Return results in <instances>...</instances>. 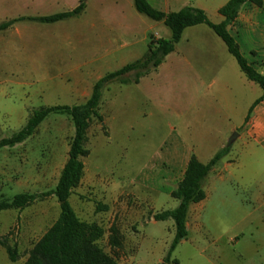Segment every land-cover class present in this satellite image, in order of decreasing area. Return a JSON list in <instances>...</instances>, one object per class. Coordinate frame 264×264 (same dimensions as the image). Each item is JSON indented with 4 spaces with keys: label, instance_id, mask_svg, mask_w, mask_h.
Returning <instances> with one entry per match:
<instances>
[{
    "label": "rangeland",
    "instance_id": "obj_1",
    "mask_svg": "<svg viewBox=\"0 0 264 264\" xmlns=\"http://www.w3.org/2000/svg\"><path fill=\"white\" fill-rule=\"evenodd\" d=\"M13 6L16 0H0V22L19 12L7 15ZM125 7V0H117L116 5L105 0V16L101 10L100 15L91 13L86 26L92 30L95 23L101 35L125 28L129 20L134 22ZM133 9L148 25H156L134 4ZM142 24L139 19L134 22ZM74 26L23 20L0 32V139L19 131L36 109L85 104L98 79L147 52V43L139 40L129 46L123 42L99 60L76 59L83 49L80 45L58 44L59 33ZM90 30L86 40L93 39ZM79 64L88 68L71 67ZM135 75L133 71L127 76ZM198 106L193 90L179 78L177 50L139 85L117 81L104 89L99 105L102 120L94 117L90 122L84 175L70 203L82 222L96 226L92 237L118 263L264 264V203L253 202L251 196L264 187V159L247 167L249 189L242 199L248 203L239 205L241 197L230 188L225 190V204L213 208L209 196L190 206L188 235L166 260L175 222L157 221L155 215L179 204L173 192L195 154L192 131L181 134L178 129L194 125ZM74 133L72 117L53 112L24 142L0 149V198L54 189ZM211 187L210 176L204 189L209 192ZM60 212L55 195L22 209L0 210V264H24ZM1 241L17 249L16 262L9 259Z\"/></svg>",
    "mask_w": 264,
    "mask_h": 264
},
{
    "label": "crops",
    "instance_id": "obj_2",
    "mask_svg": "<svg viewBox=\"0 0 264 264\" xmlns=\"http://www.w3.org/2000/svg\"><path fill=\"white\" fill-rule=\"evenodd\" d=\"M109 1L114 5L117 3V0ZM125 1V8L132 14L134 22L137 19L143 22L141 26L134 25V22L129 20L130 23L125 28L113 29L107 35H101L99 30L95 29V23L90 30V27L86 26L87 17L94 12L97 15L102 13L104 17L105 0H88L86 8L78 16L54 23H36L51 26L55 23L71 22L76 25L68 31L59 33L58 44L80 45L83 49L76 59L81 58L86 61L90 58L97 60L105 58V53L113 51L117 45L121 47L123 42L124 46H129L135 41L142 40L148 45L151 35L157 38L171 37V29L163 21L150 18L157 23L148 25L146 20L134 12V1ZM148 1L153 7L165 12L178 11L187 6L201 8L212 22L221 23L225 17L219 10L229 0ZM16 2L17 6H13L6 12L9 15L19 11L12 15V18L45 16L70 11L76 8L81 0H16ZM126 9L123 8V11ZM8 19L11 17L6 16L5 20ZM79 23L80 26H77ZM163 26L168 29H163ZM85 27L92 31V40L84 38L89 31ZM228 28L249 63L264 74V6L259 7L251 2L245 3ZM71 36L73 38H70ZM176 50L179 78L189 85L196 102L199 103L194 125H184L178 131L181 134L188 130L192 131L194 154L203 163H208L220 149L226 146L231 147L229 153L212 167L206 177V179L212 177V187L209 192L205 190L204 200L212 196L213 208L216 207L215 205L225 204L227 203L225 197L228 194L225 190L232 188L236 195L239 194L237 197H241V199L237 198V203L244 205L248 203L247 200L242 199L244 190L249 189L247 167L251 163L256 164L264 159V97L257 101L263 95V89L247 77L235 57L229 53L224 41L206 24L187 27L175 50L165 57L157 69L152 71H158ZM83 66L82 64L71 65L74 68H83ZM150 73L141 77L139 83L135 85H139ZM251 109V116L246 120ZM234 133H237V136L229 144ZM251 196L253 200L255 199L253 202L264 203V187L253 191Z\"/></svg>",
    "mask_w": 264,
    "mask_h": 264
},
{
    "label": "trees",
    "instance_id": "obj_3",
    "mask_svg": "<svg viewBox=\"0 0 264 264\" xmlns=\"http://www.w3.org/2000/svg\"><path fill=\"white\" fill-rule=\"evenodd\" d=\"M87 1L81 0L80 4L70 11L45 16H19L4 20L0 22V32L23 20L54 23L78 16L86 8ZM133 1L139 13L153 20L163 21L171 29V37L157 38L151 35L147 52L142 58L108 72L98 79L94 84L91 96L85 104L46 106L36 109L19 131L9 137L0 139V149L14 147L24 142L35 133L39 125L53 112L68 113L72 117L75 126L69 157L54 189L44 193H18L11 200L0 198V210L22 209L37 199L48 195H55L60 203L61 212L58 219L36 243L24 264H120L114 256L104 251L95 242L96 240H94L92 234L96 231V226L82 222L70 203L72 191L79 185L84 175L85 165L82 159L88 155V150L85 148L87 131L94 117L102 120L99 105L104 89L110 83L117 81L122 84L139 83L141 77L157 69L165 57L175 50L187 27L198 24L208 25L224 41L229 53L235 57L247 77L258 83L263 89V95L257 101L264 97V74L249 63L228 28L245 3L251 2L262 7L264 6V0H229L219 10L225 17V20L221 23L212 22L206 12L197 7L187 6L178 11L165 12L153 7L148 0ZM133 71H136V75L133 79H130L127 75ZM251 112L252 109L246 120L250 118ZM230 148V146H226L220 149L208 163L201 162L193 155L188 161L177 190L173 192V196L179 200L178 206L155 215L157 221H165L171 218L175 222V235L168 250L167 261L179 243L188 235L187 216L190 206L206 198L204 189L206 177L212 167L229 153ZM1 245L6 249L9 259L16 262L18 260L17 249L8 245L5 241H1Z\"/></svg>",
    "mask_w": 264,
    "mask_h": 264
},
{
    "label": "water",
    "instance_id": "obj_4",
    "mask_svg": "<svg viewBox=\"0 0 264 264\" xmlns=\"http://www.w3.org/2000/svg\"><path fill=\"white\" fill-rule=\"evenodd\" d=\"M237 136V133H234V135L232 136V138L229 140V144H231L232 140Z\"/></svg>",
    "mask_w": 264,
    "mask_h": 264
}]
</instances>
